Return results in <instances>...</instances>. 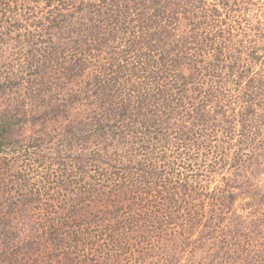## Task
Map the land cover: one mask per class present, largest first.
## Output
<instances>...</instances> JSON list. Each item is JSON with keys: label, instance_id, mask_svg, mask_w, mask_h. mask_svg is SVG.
I'll return each instance as SVG.
<instances>
[{"label": "trees", "instance_id": "obj_1", "mask_svg": "<svg viewBox=\"0 0 264 264\" xmlns=\"http://www.w3.org/2000/svg\"><path fill=\"white\" fill-rule=\"evenodd\" d=\"M262 17L0 0V264H264ZM227 230L235 252L197 257L189 237Z\"/></svg>", "mask_w": 264, "mask_h": 264}, {"label": "rangeland", "instance_id": "obj_2", "mask_svg": "<svg viewBox=\"0 0 264 264\" xmlns=\"http://www.w3.org/2000/svg\"><path fill=\"white\" fill-rule=\"evenodd\" d=\"M254 3L256 4V7H258L259 10H261L262 13H263L262 21H263V24H264V0H254ZM251 181H252L251 183L253 185H248V187L251 188L250 189V191H251L250 193H253L255 195V199L254 200L260 199L261 195H263V197H264V171L262 173H260V174H253ZM215 186L216 185H202L201 187L205 188V190H207L209 192ZM246 186L247 185H245V187ZM246 199H249V194H247V195L245 194V200ZM243 202H244V198L243 197L239 198L235 202V205H236V207L238 209L237 211H239V212L244 211L243 214L246 217H248V219H251V218H249L250 217L249 210H245V209L242 210ZM263 203H264V199L259 204V206L261 208H262ZM253 207H255V206L253 205ZM253 210H254V208H253ZM259 212L262 213L261 211H259ZM221 232L217 231V234L213 233V232L211 234L204 233V234H201V235H194V236L189 237L188 240L193 242V243H191V247L194 248L193 251L196 252L197 257H200V256L207 257L209 253L212 254L214 249L215 250H225V251H228V252H231V251L235 252L237 250V248H232L231 247V236L228 234L229 231L227 230V231H225V233L224 232L221 233ZM252 236L255 237V239L252 240V241L258 240L261 237L260 234H258V232L253 233ZM198 237H205V238H208V240H205V238H203V239H200V240H202V241H200L198 239ZM195 240H196V242H194ZM203 240H205V242L208 241L209 243H207V242L204 243ZM214 241H216L217 244ZM239 242H241L242 245L245 246V243H246L245 242V236L241 237ZM229 257H232V259L230 260V264H233V261H235L237 259L236 255L233 256V255L227 254L226 258H229Z\"/></svg>", "mask_w": 264, "mask_h": 264}]
</instances>
